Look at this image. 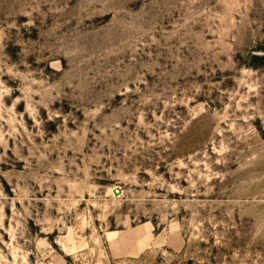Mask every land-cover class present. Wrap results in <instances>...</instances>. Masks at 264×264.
Instances as JSON below:
<instances>
[{"label":"rangeland","instance_id":"obj_1","mask_svg":"<svg viewBox=\"0 0 264 264\" xmlns=\"http://www.w3.org/2000/svg\"><path fill=\"white\" fill-rule=\"evenodd\" d=\"M81 255L264 264V0H0V264Z\"/></svg>","mask_w":264,"mask_h":264},{"label":"water","instance_id":"obj_2","mask_svg":"<svg viewBox=\"0 0 264 264\" xmlns=\"http://www.w3.org/2000/svg\"><path fill=\"white\" fill-rule=\"evenodd\" d=\"M119 193V191H117Z\"/></svg>","mask_w":264,"mask_h":264}]
</instances>
